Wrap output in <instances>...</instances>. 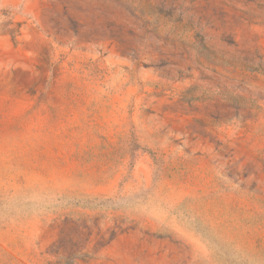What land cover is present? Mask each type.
I'll list each match as a JSON object with an SVG mask.
<instances>
[{
  "label": "rangeland",
  "instance_id": "obj_1",
  "mask_svg": "<svg viewBox=\"0 0 264 264\" xmlns=\"http://www.w3.org/2000/svg\"><path fill=\"white\" fill-rule=\"evenodd\" d=\"M0 264H264V0H0Z\"/></svg>",
  "mask_w": 264,
  "mask_h": 264
}]
</instances>
